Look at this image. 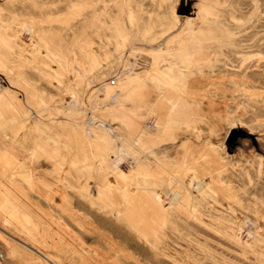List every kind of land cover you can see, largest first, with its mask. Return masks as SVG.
<instances>
[{
  "label": "rangeland",
  "instance_id": "374dc122",
  "mask_svg": "<svg viewBox=\"0 0 264 264\" xmlns=\"http://www.w3.org/2000/svg\"><path fill=\"white\" fill-rule=\"evenodd\" d=\"M1 40L4 264H264V0H0Z\"/></svg>",
  "mask_w": 264,
  "mask_h": 264
},
{
  "label": "bare ground",
  "instance_id": "6f19581e",
  "mask_svg": "<svg viewBox=\"0 0 264 264\" xmlns=\"http://www.w3.org/2000/svg\"><path fill=\"white\" fill-rule=\"evenodd\" d=\"M200 12V11H199ZM0 44H4L5 46H7L8 47V44H7V42H5L4 40H1L0 41ZM13 44V43H12ZM11 46V45H10ZM9 46V47H10ZM17 47V46H16ZM10 49H11V51H12V53H11V55H17V48H13L12 46L10 47ZM90 51V50H89ZM93 51V50H92ZM82 53H83V55L84 56H88L89 55V53H88V51H87V49H84L83 51H82ZM104 56H107V55H104ZM96 58V57H95ZM94 58V59H95ZM93 60V59H92ZM96 61H98V60H95V63H96ZM98 63V62H97ZM130 65H132V64H130ZM79 71V70H78ZM154 79V78H153ZM32 85H36V82H32ZM114 95H116V94H114ZM113 94H111L109 97H113V98H115V96H114ZM115 99H117V98H115ZM110 100V99H109ZM112 100V99H111ZM102 142L104 143V145L106 146V144H108L109 143V138H102ZM108 146V145H107ZM89 158V157H88ZM178 196V195H177ZM31 238V237H30Z\"/></svg>",
  "mask_w": 264,
  "mask_h": 264
},
{
  "label": "built area",
  "instance_id": "2783aa9c",
  "mask_svg": "<svg viewBox=\"0 0 264 264\" xmlns=\"http://www.w3.org/2000/svg\"><path fill=\"white\" fill-rule=\"evenodd\" d=\"M7 260L6 253L3 249V247L0 245V264H4Z\"/></svg>",
  "mask_w": 264,
  "mask_h": 264
}]
</instances>
